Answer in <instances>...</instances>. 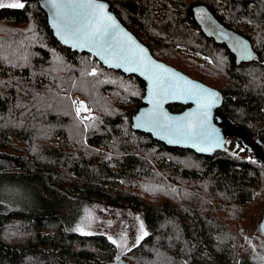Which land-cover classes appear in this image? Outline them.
Returning <instances> with one entry per match:
<instances>
[{
  "label": "trees",
  "instance_id": "obj_1",
  "mask_svg": "<svg viewBox=\"0 0 264 264\" xmlns=\"http://www.w3.org/2000/svg\"><path fill=\"white\" fill-rule=\"evenodd\" d=\"M108 1L157 58L218 88L264 150V0ZM21 3L0 7V264H264V164L139 129L145 80L64 43L38 0ZM198 6L245 23L259 58L237 64L200 29ZM75 94L94 108L86 122ZM96 202L138 209L147 235L122 254L107 234L72 229Z\"/></svg>",
  "mask_w": 264,
  "mask_h": 264
},
{
  "label": "water",
  "instance_id": "obj_2",
  "mask_svg": "<svg viewBox=\"0 0 264 264\" xmlns=\"http://www.w3.org/2000/svg\"><path fill=\"white\" fill-rule=\"evenodd\" d=\"M47 12L48 21L55 35L64 43L94 54L106 65L120 69L128 74H137L146 82V92L143 98L144 104L135 114V126L149 132L154 138L159 139L170 146L192 148L202 154H212L216 150L227 145L228 137H238L243 144L254 149L259 160L264 164V150L258 138L243 125L236 123L220 107L223 96L218 88L192 77L176 66L157 58L147 44L129 29L118 15L111 9L108 0H93L94 3L104 4L105 12L111 15L118 25L106 39L110 47L99 46V41L87 42L73 33L77 30H89L90 24H95L94 18L89 15V9L77 7L78 4L86 3V0H60L61 3L71 4L70 7L61 9L59 12L54 8L50 0H38ZM132 38L134 43L128 40ZM67 41V42H65ZM83 45V46H82ZM143 49L151 72L163 75L170 82L168 90L156 89L153 91V81L149 79L151 72L143 67L135 71L126 69L134 68V63H129L128 52L139 57ZM100 53V54H98ZM237 62L252 59L256 52L251 43L243 51H236ZM154 62V63H152ZM154 65H162L168 68V73H161ZM187 81V83L185 82ZM214 93V96H209ZM159 101V106L156 102ZM181 103L186 105L182 110H172L169 103ZM210 103V107L202 105ZM189 122L192 127L189 128ZM261 227L264 232V207L262 211ZM122 264H126L125 262Z\"/></svg>",
  "mask_w": 264,
  "mask_h": 264
},
{
  "label": "rangeland",
  "instance_id": "obj_3",
  "mask_svg": "<svg viewBox=\"0 0 264 264\" xmlns=\"http://www.w3.org/2000/svg\"><path fill=\"white\" fill-rule=\"evenodd\" d=\"M16 0H0L5 5ZM21 2V0H20ZM227 145L238 151L241 147L234 137H228ZM14 152V149H6ZM253 209L250 210V217ZM72 229L80 233L103 232L115 241L119 251L128 253L136 243L144 237L147 229L138 209L128 205H114L106 202L86 203L81 208L78 218L72 223Z\"/></svg>",
  "mask_w": 264,
  "mask_h": 264
},
{
  "label": "snow or ice",
  "instance_id": "obj_4",
  "mask_svg": "<svg viewBox=\"0 0 264 264\" xmlns=\"http://www.w3.org/2000/svg\"><path fill=\"white\" fill-rule=\"evenodd\" d=\"M52 6L54 8H56L58 10V12L61 9L64 8H68L71 6V4H65V3H61L60 0H50ZM77 7L80 8H84V9H89V15H91L94 20H95V24H90L89 25V30L88 31H84L83 29L77 30L76 32H74V35L80 36L81 33L83 35V39L87 42H96L97 40L99 41V46H107L110 47V43L109 41L106 39L107 37H109L110 35H112V33L109 32V29H113L115 30L116 28H118V25L116 24L115 19L107 14L105 12V5L104 4H100V3H94L93 0H86V3L83 4H78L76 5ZM0 7H11V8H22L24 7V4L20 2V0H16L15 3H11V4H3L0 3ZM128 40L132 43H134V41H132V38L129 36ZM67 42V41H65ZM83 46V45H82ZM139 52L141 53V55L139 57H137L136 55H134L131 50H129L128 55L130 57L129 59V63H134L136 65V67L134 68H129L126 70L129 71H135L140 67H143L147 70H149L151 72V69L149 68V64L146 63L147 61V57L146 55H143L144 50L143 49H139ZM100 54V53H98ZM154 63V62H152ZM155 68L159 69L161 73H168L170 70L162 65H154ZM96 73L93 72L92 75H95ZM149 79H151L153 81V91L155 93L156 89H163L165 92L168 90V86L170 84V82L166 81L163 75H157L155 72H151V75L149 76ZM187 83V81H185ZM214 93H209V96H214ZM159 101L156 102V106H159ZM204 107H210V103H206L204 105H202ZM77 114H79L81 111H87L86 106H84L82 103L80 104V106L76 109ZM189 128L192 127L191 123L189 122L188 125ZM144 235H147V233L145 232ZM143 237H141L142 239ZM113 243H115V241H113Z\"/></svg>",
  "mask_w": 264,
  "mask_h": 264
},
{
  "label": "flooded vegetation",
  "instance_id": "obj_5",
  "mask_svg": "<svg viewBox=\"0 0 264 264\" xmlns=\"http://www.w3.org/2000/svg\"><path fill=\"white\" fill-rule=\"evenodd\" d=\"M195 17L197 18V23L199 24L200 29H203L214 41L227 46L237 64L254 61L259 58V53L254 49L251 38L248 36V29L245 23L243 24V30H239L232 26H226L203 6H198L196 8ZM249 43H251L256 55L252 59L243 60L238 63L236 51H243L248 47ZM184 50L186 49L184 48ZM186 51L193 54L194 57L200 61H203L208 57L205 53L199 51Z\"/></svg>",
  "mask_w": 264,
  "mask_h": 264
},
{
  "label": "built area",
  "instance_id": "obj_6",
  "mask_svg": "<svg viewBox=\"0 0 264 264\" xmlns=\"http://www.w3.org/2000/svg\"><path fill=\"white\" fill-rule=\"evenodd\" d=\"M73 98H74V104H75V111L80 106L81 103L84 106H86L87 111H81L79 114H77V116L82 121L86 122L91 116H93L95 114V111H94L92 104L85 97H83L79 94H75L73 96ZM76 113H77V111H76ZM238 152L240 154V157L243 159H246V160H250L252 158L259 159L254 149L243 147V148L239 149Z\"/></svg>",
  "mask_w": 264,
  "mask_h": 264
}]
</instances>
